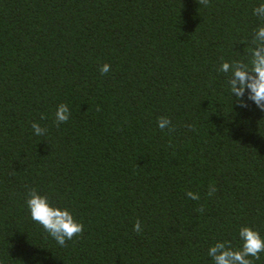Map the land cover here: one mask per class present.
Listing matches in <instances>:
<instances>
[{
	"label": "trees",
	"instance_id": "obj_1",
	"mask_svg": "<svg viewBox=\"0 0 264 264\" xmlns=\"http://www.w3.org/2000/svg\"><path fill=\"white\" fill-rule=\"evenodd\" d=\"M261 3L0 0V264H214L242 226L264 237V111L219 71L250 63ZM32 188L83 234L60 246L31 219Z\"/></svg>",
	"mask_w": 264,
	"mask_h": 264
},
{
	"label": "clouds",
	"instance_id": "obj_2",
	"mask_svg": "<svg viewBox=\"0 0 264 264\" xmlns=\"http://www.w3.org/2000/svg\"><path fill=\"white\" fill-rule=\"evenodd\" d=\"M198 3L207 7L209 0H198ZM253 14L264 21V3L256 6L253 9ZM242 42H246V49H250V63L224 61L219 71L230 74L228 85L232 96L235 97L241 107H248L247 101L244 99L247 91L248 100L253 101L260 110L264 111V24L255 30L251 41ZM109 71L110 65L107 63L100 68L102 75ZM55 116L57 126L66 123L70 118L68 105L61 103ZM41 118L43 119L44 116L42 115ZM158 127L161 130L167 128L169 131H175V126L167 117L158 119ZM32 128L37 136H43L47 132V129L41 127L37 122L32 123ZM215 191V185H209L207 195L212 196ZM186 194L189 199H200L198 193L188 191ZM26 203L30 210L31 219L41 225L60 246H66L67 241L83 234L84 224L78 221L68 208L53 205L46 195H41L35 188L29 190ZM197 211L203 212V206L201 205ZM133 230L138 234L143 231L139 220L136 221ZM239 236L243 245L238 250H234L230 242L227 241L217 242L209 248L208 255L213 259L214 264H253V260L249 257L256 260L260 259V254L264 253V237L261 236L260 232L250 226H242Z\"/></svg>",
	"mask_w": 264,
	"mask_h": 264
}]
</instances>
